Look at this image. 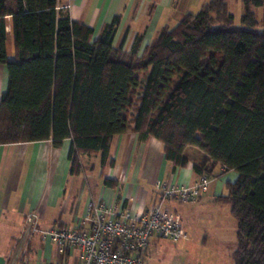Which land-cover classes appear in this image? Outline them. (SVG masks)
<instances>
[{
  "label": "trees",
  "instance_id": "obj_1",
  "mask_svg": "<svg viewBox=\"0 0 264 264\" xmlns=\"http://www.w3.org/2000/svg\"><path fill=\"white\" fill-rule=\"evenodd\" d=\"M240 1V25L226 0H209L160 29L138 56L142 34L127 52L113 45L119 15L94 38L91 27L56 9L57 0H0L8 73L0 144L50 139L59 147L70 138L72 174L84 154L113 165L111 141L128 130L158 139L173 170L195 147L205 154L193 164L198 176L216 166L237 173L216 197L236 221L234 264H264V29L252 10L264 0Z\"/></svg>",
  "mask_w": 264,
  "mask_h": 264
},
{
  "label": "crops",
  "instance_id": "obj_2",
  "mask_svg": "<svg viewBox=\"0 0 264 264\" xmlns=\"http://www.w3.org/2000/svg\"><path fill=\"white\" fill-rule=\"evenodd\" d=\"M190 1L57 0L56 9L67 11L72 20L91 27L94 38L106 23L119 15L113 45L122 46L127 52L135 36L142 34L139 56L160 29L173 27L186 13H192L185 9ZM173 8H181L182 15L170 26L171 17L168 16ZM6 31L7 55L12 59L14 39L9 17ZM7 80L6 65L0 63V99L7 88ZM71 144L70 138L59 147H55L50 139L0 144V264H17L20 259L30 264L78 263V249L60 253L53 242L42 239L38 233H30L25 223L27 214L37 212V223L42 229L81 225L90 200H103L115 204L120 211L140 214L158 199L156 183L191 185L198 178L193 164L205 159L202 151L187 147V164L173 170L172 163L164 158L163 144L158 139L153 136L140 138L136 132L128 130L115 135L111 141L109 155L114 160L113 165L102 167L98 154H84L79 156V173L72 174L68 159ZM91 157L96 158L91 160ZM210 178L208 191L188 202L194 205L191 208L207 203L209 211L217 214V205H229L218 202L216 197L226 194L225 183L235 181L237 173L224 172L221 166H216ZM175 201L168 199L164 205L181 215L188 233L190 214L179 210ZM187 239L188 235L183 242L185 246ZM150 247L149 244L145 251L146 264L151 261L149 257L154 250Z\"/></svg>",
  "mask_w": 264,
  "mask_h": 264
},
{
  "label": "built area",
  "instance_id": "obj_3",
  "mask_svg": "<svg viewBox=\"0 0 264 264\" xmlns=\"http://www.w3.org/2000/svg\"><path fill=\"white\" fill-rule=\"evenodd\" d=\"M210 182L206 174L198 176L191 185L158 182V199L146 211L135 215L118 210L113 203L90 200L84 221L77 227L42 229L37 223L38 213L33 211L26 216V229L53 242L60 253L78 249L80 261L76 264H146L145 251L151 238L177 241L187 236L180 214L164 202L197 199L208 191ZM17 264L30 263L20 259Z\"/></svg>",
  "mask_w": 264,
  "mask_h": 264
},
{
  "label": "rangeland",
  "instance_id": "obj_4",
  "mask_svg": "<svg viewBox=\"0 0 264 264\" xmlns=\"http://www.w3.org/2000/svg\"><path fill=\"white\" fill-rule=\"evenodd\" d=\"M208 1L191 0L185 9H188L187 12L196 13ZM226 1L229 12L234 16V24L240 25L241 1ZM252 10L258 20V28L264 29V8L255 7ZM179 11H182L181 8H173L172 13L168 16L171 17L169 19L170 26L176 23L177 17H181L182 14ZM94 158L96 157H91V160ZM175 202H177L179 210L190 214L187 246L183 244L185 238L172 241L153 237L149 243L154 249L152 256L149 257L151 259L149 264H234L231 253L237 245L236 221L229 213V206L217 205L218 211L217 214H214L213 211H209L207 203H202L199 208H191L194 205L190 202L177 200ZM154 239H158L159 242H155Z\"/></svg>",
  "mask_w": 264,
  "mask_h": 264
}]
</instances>
